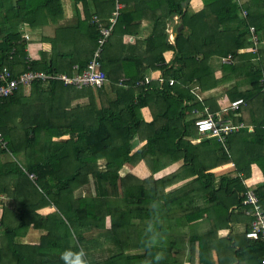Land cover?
Returning a JSON list of instances; mask_svg holds the SVG:
<instances>
[{
    "label": "trees",
    "instance_id": "1",
    "mask_svg": "<svg viewBox=\"0 0 264 264\" xmlns=\"http://www.w3.org/2000/svg\"><path fill=\"white\" fill-rule=\"evenodd\" d=\"M190 1L72 0L75 27L56 32L51 55L38 61L29 60L20 33L4 38L0 72L11 78L72 75L95 59L105 82L75 89L34 81L28 97L19 86L0 100V264H260L264 242L244 236L252 218L242 202L250 190L264 211V0H200L197 11ZM24 2L29 24L36 15L62 18L61 0ZM144 24L149 34L137 38ZM128 35L136 37L131 46ZM227 56V65L212 68V59ZM232 80L239 93L223 109L193 92ZM237 99L243 104L230 109ZM17 104L25 116L6 113ZM65 104H74L69 116ZM208 115L232 127L222 141L194 126ZM125 166L131 170L121 176ZM253 168L262 180L247 186ZM106 220L107 248L97 235ZM235 225L242 235L219 237ZM34 231L38 243L24 244Z\"/></svg>",
    "mask_w": 264,
    "mask_h": 264
},
{
    "label": "crops",
    "instance_id": "2",
    "mask_svg": "<svg viewBox=\"0 0 264 264\" xmlns=\"http://www.w3.org/2000/svg\"><path fill=\"white\" fill-rule=\"evenodd\" d=\"M62 2V8H63V15L62 18L57 20L55 23L52 19H50L49 17H45L42 18L41 15H36L31 21L30 24L29 22H27V15L31 12H27V8H28V4L24 2V0H0V50L1 48H3V40L4 38L9 35V34H16V33H20L22 39H24L25 44H26V48H25V52L28 55V58L32 61H38L40 58V54L41 52H47L48 55H51L50 49H51V39L52 37V31L55 30V32H60V33H64L66 35H68L69 31L67 28H73L75 27L76 23H77V18L74 16V5L72 0H68L67 2L65 0H61ZM196 3V4H195ZM89 5H92V3H88ZM194 4L197 7V9L201 8V2L199 1V3H197L196 0H194ZM91 8V6H90ZM16 12H18V16L16 17L15 14ZM59 34V33H58ZM148 32H143V30L141 31V37H137V38H145L146 36H148ZM128 36H124L123 37V43L126 44L127 46H131L132 43H130V40L135 41L136 37H129ZM53 42V41H52ZM129 44H128V43ZM64 49V48H63ZM257 50V47H253V49H251V52L254 53ZM50 58V57H49ZM171 58V52H167L165 53V59L169 60ZM225 59V58H224ZM223 59H212L211 60V66L214 70H218L220 67V65H227L225 64L223 61ZM17 74H19L18 72L20 71L19 69H14ZM155 77L158 76V74H155V72L151 73L149 76H145L144 79H153ZM126 79H121V81H123ZM141 81V80H140ZM139 80L135 83L136 87H141L143 85H139L141 82ZM30 87L31 84L29 86H23L22 88L24 90V97H28L29 96V92H30ZM199 93H196L197 95L200 96L201 100H206V99H214L216 101V104L220 105L223 109V107L220 103L228 100V98H233L234 96L238 95V90H237V86L235 84V82L232 81H228L225 84L220 85L217 88L205 91V92H201L198 91ZM26 102H30L31 105L32 104H36L39 105L41 101H31V100H26ZM25 103V102H24ZM82 103V102H79ZM24 107V109H28L26 103L22 104ZM74 104H65V109H64V113L65 116H69L71 114V106H73ZM12 106V105H11ZM211 106V103H210ZM205 109L210 112V108H208L207 106H205ZM209 109V110H208ZM24 112V111H23ZM145 113V114H144ZM23 116H25L23 113H21ZM214 114H219V112H214ZM141 115L143 117V119L145 120V122H150L151 121V114L149 112V110L147 108H144L141 110ZM145 115H147L148 117L145 118ZM15 119V122L19 123L22 118L20 119V116H17ZM28 123V121H26ZM22 123V121H21ZM11 160V156L7 153L4 154L1 157V161L2 162H8ZM223 171H225V169H221L218 171L219 174H221ZM140 174H144V171H141ZM218 176V175H216ZM261 176L260 173L257 171V169L253 168L252 170V176L250 179L246 180V185L250 186V185H254L256 183H259L261 181ZM47 211H42V213H46ZM242 231L243 228L241 227V225H235L233 226L231 231H227V230H223L219 232V237H225V236H231V237H236L239 235H242ZM42 233L39 231H34V232H30L27 234V236L22 239L24 244H37L38 243V239L39 236ZM212 255H213V259L214 261H216V254L215 251H212ZM264 257V256H263ZM262 257V258H263Z\"/></svg>",
    "mask_w": 264,
    "mask_h": 264
},
{
    "label": "built area",
    "instance_id": "3",
    "mask_svg": "<svg viewBox=\"0 0 264 264\" xmlns=\"http://www.w3.org/2000/svg\"><path fill=\"white\" fill-rule=\"evenodd\" d=\"M107 33V31H104V35H107ZM253 40H255V38H253ZM230 59L231 57L227 56L222 61L225 64H228ZM72 70L74 71L72 75H67L66 73L51 75L43 72L27 71L19 74V76L15 78H11L9 72L3 68L0 72V100L12 96L19 86H29L34 81L46 82L49 80H58L65 86H70L75 89H82L88 86L100 88L105 82V75L100 72L99 63L95 59H92L88 63L87 67L81 72H77V66H73ZM142 84L143 82L139 85ZM241 104H243V100L237 99L232 101L229 107L234 110ZM194 126L199 133L208 134L211 137H217L221 141L223 140L224 135L232 128L226 122L213 120L211 115L196 119L194 121ZM0 143H2V147L5 146V143L1 142V136ZM242 204L249 208L245 211V215H249L252 218L251 227L244 234V236L255 241L261 240L264 242V211L262 210L256 195L252 191L248 190ZM260 264H264V257L262 258Z\"/></svg>",
    "mask_w": 264,
    "mask_h": 264
},
{
    "label": "rangeland",
    "instance_id": "4",
    "mask_svg": "<svg viewBox=\"0 0 264 264\" xmlns=\"http://www.w3.org/2000/svg\"><path fill=\"white\" fill-rule=\"evenodd\" d=\"M197 1V3H199V1L200 0H196ZM196 4V3H195ZM195 4H194V0H191L190 1V7L193 9V11H197L198 9H197V7L195 6ZM142 30H143V32H149V28L144 24L143 25V27H142ZM171 31V29H169L168 30V32L167 33H169ZM55 34H56V32H55V30L54 31H52V37L54 38V36H55ZM52 38V39H53ZM128 43V42H127ZM130 43H134V39L133 40H130ZM129 44V43H128ZM199 90L198 89H194L193 90V92L196 94V93H199L198 92ZM200 97V96H199ZM11 110H12V112H11ZM6 113H11V115H13V116H15V115H17V114H19V113H21V111H22V107H21V105L20 104H17V105H15V106H8L7 108H6ZM145 114V113H144ZM29 116V115H28ZM144 117V116H143ZM148 116L147 115H145V118H147ZM32 118H34V117H32ZM16 127L18 128V129H20L21 131H22V135L24 134V126H23V124H18V125H16ZM19 130V131H20ZM16 136H17V134H15ZM101 167V166H100ZM176 167H172V168H170L169 170H168V172H171V171H173L174 169H175ZM131 170V168L129 167V166H125L124 168H122V170H121V176L122 175H125L126 173H128L129 171ZM134 173H137V174H139L141 177H144L145 175H143V174H140L141 173V169L139 168H135L134 170H132ZM84 193V192H83ZM108 229H109V221L108 220H106V225H105V231L104 232H102V233H99V232H97V235H101V241H105L104 242V244H105V248H107V247H113V243L112 242H110V241H112V239H111V234L109 233V231H108ZM193 229L194 230H197V229H199V227H198V225L197 226H195V227H193ZM113 253V251H111V252H104L103 253V255H102V259H104V258H106V257H109L111 254Z\"/></svg>",
    "mask_w": 264,
    "mask_h": 264
},
{
    "label": "clouds",
    "instance_id": "5",
    "mask_svg": "<svg viewBox=\"0 0 264 264\" xmlns=\"http://www.w3.org/2000/svg\"><path fill=\"white\" fill-rule=\"evenodd\" d=\"M171 31L168 33V39H167V41H169L170 43H172V38L170 39V37H172V35H171Z\"/></svg>",
    "mask_w": 264,
    "mask_h": 264
},
{
    "label": "water",
    "instance_id": "6",
    "mask_svg": "<svg viewBox=\"0 0 264 264\" xmlns=\"http://www.w3.org/2000/svg\"><path fill=\"white\" fill-rule=\"evenodd\" d=\"M182 5H184V4H182ZM181 28H182V26L180 25V26L177 28V32H179V30H180ZM174 35H175V34H174ZM174 35H173V36H174ZM173 36H172V37H173ZM172 37H170V39H171Z\"/></svg>",
    "mask_w": 264,
    "mask_h": 264
}]
</instances>
